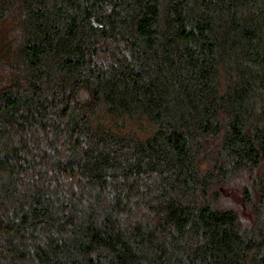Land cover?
<instances>
[{"label":"trees","instance_id":"16d2710c","mask_svg":"<svg viewBox=\"0 0 264 264\" xmlns=\"http://www.w3.org/2000/svg\"><path fill=\"white\" fill-rule=\"evenodd\" d=\"M0 264H264V0H0Z\"/></svg>","mask_w":264,"mask_h":264}]
</instances>
